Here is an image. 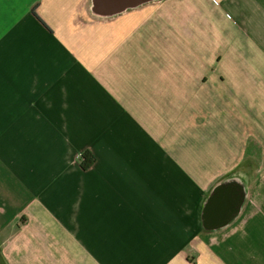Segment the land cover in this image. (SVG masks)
<instances>
[{"label":"crops","instance_id":"1","mask_svg":"<svg viewBox=\"0 0 264 264\" xmlns=\"http://www.w3.org/2000/svg\"><path fill=\"white\" fill-rule=\"evenodd\" d=\"M257 168L264 0H0V264H264Z\"/></svg>","mask_w":264,"mask_h":264},{"label":"water","instance_id":"2","mask_svg":"<svg viewBox=\"0 0 264 264\" xmlns=\"http://www.w3.org/2000/svg\"><path fill=\"white\" fill-rule=\"evenodd\" d=\"M147 0H95L96 7L107 12L123 10L127 7L135 6ZM232 202L228 197L217 196L211 204L210 219H220L231 210Z\"/></svg>","mask_w":264,"mask_h":264},{"label":"trees","instance_id":"3","mask_svg":"<svg viewBox=\"0 0 264 264\" xmlns=\"http://www.w3.org/2000/svg\"><path fill=\"white\" fill-rule=\"evenodd\" d=\"M96 161V158L94 156L93 153H91L90 151H87V150H84L82 153H81V156H80V166L87 170L89 169ZM231 174V173H230ZM229 175V174H228ZM231 175H229L228 177H225L223 178L224 180H227V178H229Z\"/></svg>","mask_w":264,"mask_h":264},{"label":"rangeland","instance_id":"4","mask_svg":"<svg viewBox=\"0 0 264 264\" xmlns=\"http://www.w3.org/2000/svg\"><path fill=\"white\" fill-rule=\"evenodd\" d=\"M249 152V151H248ZM248 152H246L247 154H248ZM245 153V154H246ZM245 168V167H244ZM241 170V169H240ZM245 170H247V169H245ZM240 172V171H239ZM242 175L243 174H245V176H248L249 175V172H248V170L246 171V172H244L243 171V168H242V172H240ZM264 174V169H261V168H257V170L256 171H254L253 172V175L255 176V177H260V176H262ZM244 179H241V186H243V188H244V193L243 194H245V192H246V185H245V182L243 181ZM246 181H247V179H246ZM258 191V190H257ZM254 203H256L257 205H258V207H260V205H261V203L258 201V200H254Z\"/></svg>","mask_w":264,"mask_h":264}]
</instances>
